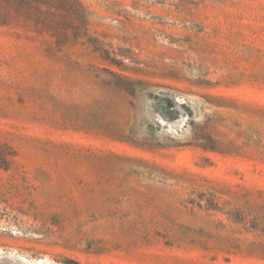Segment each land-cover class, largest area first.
<instances>
[{
	"label": "rangeland",
	"instance_id": "obj_1",
	"mask_svg": "<svg viewBox=\"0 0 264 264\" xmlns=\"http://www.w3.org/2000/svg\"><path fill=\"white\" fill-rule=\"evenodd\" d=\"M0 27V264H264V0H76Z\"/></svg>",
	"mask_w": 264,
	"mask_h": 264
},
{
	"label": "trees",
	"instance_id": "obj_2",
	"mask_svg": "<svg viewBox=\"0 0 264 264\" xmlns=\"http://www.w3.org/2000/svg\"><path fill=\"white\" fill-rule=\"evenodd\" d=\"M76 6V0H0V27L8 26L13 14L37 31L46 25L52 10L65 14ZM8 165L9 162L4 159L0 168L7 170ZM65 263L80 264L74 260H66Z\"/></svg>",
	"mask_w": 264,
	"mask_h": 264
}]
</instances>
